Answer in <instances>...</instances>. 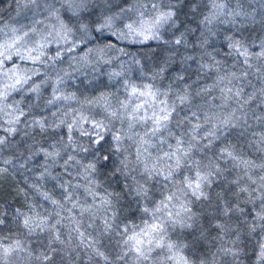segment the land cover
Returning a JSON list of instances; mask_svg holds the SVG:
<instances>
[{"label":"snow or ice","instance_id":"snow-or-ice-1","mask_svg":"<svg viewBox=\"0 0 264 264\" xmlns=\"http://www.w3.org/2000/svg\"><path fill=\"white\" fill-rule=\"evenodd\" d=\"M16 2L31 18L0 27V175L42 159L30 187L51 210L0 205V264H57L73 241L97 264H245L248 245L264 264V0ZM105 33L155 47L137 55L113 40L89 46ZM13 56L43 71L5 68ZM101 78L105 90L78 95ZM13 93L54 108L51 121L29 118ZM22 124L36 133L27 154L5 158ZM233 134L258 155L224 143ZM136 212L139 223L127 215ZM213 232L211 261L186 254ZM39 234L46 243L28 247ZM106 236L118 237L115 259L102 250Z\"/></svg>","mask_w":264,"mask_h":264},{"label":"trees","instance_id":"trees-1","mask_svg":"<svg viewBox=\"0 0 264 264\" xmlns=\"http://www.w3.org/2000/svg\"><path fill=\"white\" fill-rule=\"evenodd\" d=\"M254 7H259L258 4L254 3ZM18 10L17 2L16 0H0V24L4 22L5 20L10 19L15 12ZM196 26V22L194 21L192 23V27ZM251 28H258L257 25L250 26ZM109 40L115 41L114 37L109 36V34L105 33L104 35H96L92 43L89 45L91 47H95L98 44H104L108 43ZM117 43L118 47L124 48L129 53H134L137 55H142L144 52L149 50V47L154 48L155 42H150L149 46H142L139 44H133L129 43L127 41H115ZM51 54H55V47L53 46L51 49ZM67 57L65 58L64 64L61 65L62 67H66ZM37 67L40 68L43 71L42 65H32L30 62H27L24 64L23 68H32ZM42 78V76L40 77ZM33 79L38 80V78L34 77ZM210 82V81H209ZM256 83V81H253ZM99 87H87L84 84L79 85V92L78 95L82 94L81 98L83 96H91L94 93L98 94L99 91L105 90L104 85L108 84V81L106 78H101L100 81L95 82ZM74 86L70 84L69 90H73ZM251 91V89H248ZM50 94V89H45L43 91V97L46 99L48 95ZM11 98H14V100H22V106L30 112L29 118L32 116L40 117L43 116L42 114L47 113V116L51 113V111H55L54 108H45L43 101H36L35 98L31 94H22L21 97L18 95V93H15L14 96ZM35 105H39L38 107ZM31 106V107H30ZM255 107V105H253ZM50 112V113H48ZM21 132L18 133L15 137L12 138L13 144L15 145L14 149H6L3 153V156L5 158L9 156H16L19 155L20 152H24L27 154L26 146L30 143H32L31 137L33 135H36L35 132H30L28 136L25 135V132H29V129L25 128L22 124L21 126ZM60 133L58 132L57 135ZM37 139H41L40 136L36 137ZM224 143H233L237 145V148L239 151H241L244 155L250 156L252 158H255L258 154L254 152L253 148H250L248 144L246 143L245 138L238 137L236 134L229 135L226 140H224ZM221 143L218 141L216 144V149L218 150L219 147H221ZM199 156V154H198ZM42 159L36 158L34 161H32L29 165H27V168H31L32 171H27L25 169H18V168H9V171L3 175H0V205H2L5 209H11L14 210L16 208H22L26 210V205L29 204H35L38 206L40 211H44L45 209L51 210V205L47 202L43 201L30 187L31 184L35 182V174L39 170V165L42 163ZM57 171H60V169H57ZM102 180H104L103 177H101ZM104 186L108 188L109 191L113 190V188H116L115 182L109 186L108 181L104 180ZM45 190L52 192L56 198L61 197V193L59 189L55 188V182L54 181H48L44 185ZM117 190H119L117 188ZM220 188L217 187L216 191H219ZM80 193L81 201L84 202L85 194L83 193V190H78ZM154 198L159 199V196L156 192L153 193ZM200 204L197 203L194 206V209L199 211L200 210ZM134 222L139 223L140 222V213L136 212L134 215L131 213L127 214ZM85 225L88 223V218H84ZM5 233H7L8 229L7 227L4 229ZM12 231H16L15 225H12ZM89 232H92L93 235L96 234L95 229H88ZM215 236V233L213 232L209 238L206 241H203L200 243L195 253H193L190 250H185L186 254L190 258H196L197 262L200 259H205L207 261H211L213 259L212 253L217 251L218 243L214 246L213 243V237ZM67 239V237H65ZM47 236L46 234H39L38 236H31L28 237L25 241L28 247L34 248V249H40L42 243H46ZM117 240L118 237L115 236H106L101 238V247L102 250L106 251L111 258L115 259V256L117 252L119 251V248L117 247ZM75 241H73V245L69 246L65 249L64 253L61 256L57 257V264H97V259L94 258L93 260L89 261L88 256L85 254V250L83 248H77L75 247ZM254 243V241H253ZM59 247V246H58ZM247 255L244 257L245 264H255V254L252 251L251 245H248L247 249ZM230 258H223L220 257L218 259V264H226V260ZM13 262H15L13 260ZM17 264H26V262L20 258L16 261ZM100 264H103V262H100ZM129 264H131V261H129Z\"/></svg>","mask_w":264,"mask_h":264},{"label":"rangeland","instance_id":"rangeland-1","mask_svg":"<svg viewBox=\"0 0 264 264\" xmlns=\"http://www.w3.org/2000/svg\"><path fill=\"white\" fill-rule=\"evenodd\" d=\"M19 13V14H18ZM27 17V18H26ZM31 18V12L27 11V10H21L18 9L15 14L8 20H5L4 22H2L0 24V27H3L5 24H9L11 26H15V27H19L20 24H27L29 22V19ZM28 61H21L18 57L13 56L12 60L7 61L5 63V68H11L14 66L19 65L20 67H23L25 63H27ZM67 65V62H66ZM35 80V79H34ZM15 93H13L12 96H14ZM23 93H18V95L21 97ZM14 100V98H11ZM50 113V112H48ZM43 116H47V113L42 114ZM49 120L51 121V115H48ZM85 199L87 200L88 203H91V197H86L84 196ZM179 233H177L178 235ZM173 239H175V235L173 236ZM20 258H14L13 264H17L16 261L19 260Z\"/></svg>","mask_w":264,"mask_h":264}]
</instances>
